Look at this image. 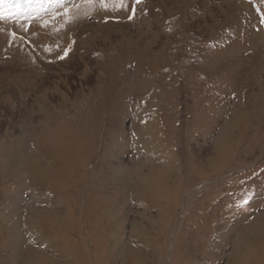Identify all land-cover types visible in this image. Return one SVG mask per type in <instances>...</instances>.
<instances>
[{
	"label": "rangeland",
	"instance_id": "1",
	"mask_svg": "<svg viewBox=\"0 0 264 264\" xmlns=\"http://www.w3.org/2000/svg\"><path fill=\"white\" fill-rule=\"evenodd\" d=\"M262 14L0 0V264H242L264 237Z\"/></svg>",
	"mask_w": 264,
	"mask_h": 264
},
{
	"label": "bare ground",
	"instance_id": "2",
	"mask_svg": "<svg viewBox=\"0 0 264 264\" xmlns=\"http://www.w3.org/2000/svg\"><path fill=\"white\" fill-rule=\"evenodd\" d=\"M262 222L263 221L261 219H259V224L262 225L263 224ZM263 248H264V237H261L259 240L255 241L253 243H250V246H249V248L247 250V254H249V256L248 255H244V258L241 259L242 264H257L259 259H260V257L263 254L262 253L263 252Z\"/></svg>",
	"mask_w": 264,
	"mask_h": 264
},
{
	"label": "snow or ice",
	"instance_id": "3",
	"mask_svg": "<svg viewBox=\"0 0 264 264\" xmlns=\"http://www.w3.org/2000/svg\"><path fill=\"white\" fill-rule=\"evenodd\" d=\"M136 2L139 3L140 0H136ZM262 15H264V14H262ZM261 22L264 23V20H262ZM245 202H246V201H245Z\"/></svg>",
	"mask_w": 264,
	"mask_h": 264
}]
</instances>
